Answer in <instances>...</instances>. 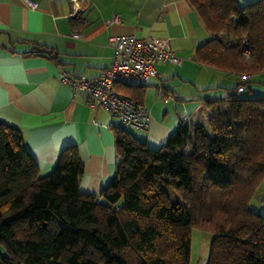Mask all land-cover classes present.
I'll list each match as a JSON object with an SVG mask.
<instances>
[{"label":"trees","instance_id":"16d2710c","mask_svg":"<svg viewBox=\"0 0 264 264\" xmlns=\"http://www.w3.org/2000/svg\"><path fill=\"white\" fill-rule=\"evenodd\" d=\"M189 2L210 33L199 63L237 76L264 69V0ZM248 83L203 97L206 123L181 120L158 148L113 127L117 164L98 194L79 191L76 145L40 175L20 129L0 119V264H188L192 226L212 234L206 264H264V215L250 207L264 190V96Z\"/></svg>","mask_w":264,"mask_h":264},{"label":"crops","instance_id":"0c3cea01","mask_svg":"<svg viewBox=\"0 0 264 264\" xmlns=\"http://www.w3.org/2000/svg\"><path fill=\"white\" fill-rule=\"evenodd\" d=\"M86 1L83 17L73 18L69 0H0V119L20 129L40 175L49 174L61 149L74 144L83 162L80 192L98 194L111 179L117 156L107 124L117 120L101 106L90 107L84 92H72L58 77L59 67L99 76L110 64V36L150 37L183 58L181 64L159 61L157 76L143 88L117 86L148 108L145 130L122 126L150 148L160 147L184 115L204 116L203 97L220 96L238 80H249L250 95L264 96V69L237 76L196 60L210 33L189 0ZM32 42L54 51H35Z\"/></svg>","mask_w":264,"mask_h":264},{"label":"built area","instance_id":"2783aa9c","mask_svg":"<svg viewBox=\"0 0 264 264\" xmlns=\"http://www.w3.org/2000/svg\"><path fill=\"white\" fill-rule=\"evenodd\" d=\"M69 2L71 5L69 16L82 18L87 9V1L69 0ZM112 20L113 18L106 22ZM80 33L76 32L73 36L80 37ZM108 44L112 48L110 64L99 76L86 77L59 67L58 77L70 86L72 92H84L90 107L101 106L108 110L111 117L118 122L116 124L111 120L107 124L108 128L129 125L145 130L150 115L148 108L121 95L116 89L117 86L145 85L157 76L156 64L159 61L181 64L183 58L150 37H138L134 34L110 36ZM241 51L245 57L250 54L245 38L242 39ZM244 91V85L236 88L237 93ZM188 118V115H184L182 120Z\"/></svg>","mask_w":264,"mask_h":264},{"label":"rangeland","instance_id":"374dc122","mask_svg":"<svg viewBox=\"0 0 264 264\" xmlns=\"http://www.w3.org/2000/svg\"><path fill=\"white\" fill-rule=\"evenodd\" d=\"M197 120L206 123L207 117L201 116ZM263 192L264 190L260 187L250 201L251 209L262 215H264ZM211 236V232L206 229L197 226L191 227V249L188 264H206Z\"/></svg>","mask_w":264,"mask_h":264}]
</instances>
